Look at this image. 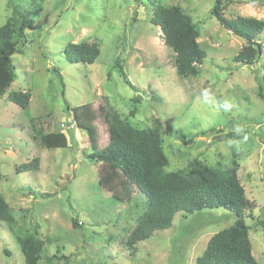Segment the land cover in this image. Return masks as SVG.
<instances>
[{"label": "rangeland", "instance_id": "rangeland-1", "mask_svg": "<svg viewBox=\"0 0 264 264\" xmlns=\"http://www.w3.org/2000/svg\"><path fill=\"white\" fill-rule=\"evenodd\" d=\"M179 6L199 32L205 58L198 76L180 77L174 53L150 24L151 0H44L28 42L12 55L15 78L0 95V194L14 210L20 232H36L43 241L39 264H196L208 239L230 226L234 215L222 208L177 213L172 225L124 246L143 209L136 194L118 203L98 184L99 162L86 155L109 142L107 124L98 115L91 144L85 130L71 121V109L87 103L111 111L139 129L157 126L167 157L165 171L206 166L235 171L245 196L251 252L264 264V50L256 63L233 57L244 40L224 29L210 14L213 0H158ZM225 16L264 21V0H221ZM22 8L31 12L26 2ZM11 15V0H0V26ZM96 42L99 55L91 64L70 63L63 54L69 43ZM264 47V31L260 36ZM119 60L128 84L114 67ZM205 88L213 95H200ZM10 91H29L26 109L7 99ZM131 98L136 113L128 115ZM226 102L232 107L225 109ZM237 127L241 131L237 132ZM61 132L65 148H45L39 134ZM242 141L241 151L235 144ZM38 158L36 170L17 171ZM20 170V169H19ZM47 194L23 195L20 188ZM26 190V189H25ZM76 219L80 225L73 226ZM0 264H25L15 235L0 224Z\"/></svg>", "mask_w": 264, "mask_h": 264}, {"label": "trees", "instance_id": "trees-1", "mask_svg": "<svg viewBox=\"0 0 264 264\" xmlns=\"http://www.w3.org/2000/svg\"><path fill=\"white\" fill-rule=\"evenodd\" d=\"M43 1L11 0V15L0 26V95L5 93L15 78L12 55L17 45L25 46L28 42L26 30L33 27V15H37ZM213 1L210 14L224 29L244 40V46L233 60L245 65L256 63L264 50L260 41L264 21L243 16L229 18L224 14L227 4L221 0ZM25 2L34 10L29 12L23 9ZM151 6L149 22L159 28L163 44L174 53L177 75L198 76L197 66L206 55L198 44L199 32L192 18L179 6H163L158 0H151ZM63 54L70 63L91 64L99 55V46L96 42L87 41L69 43L64 47ZM114 67L128 84L118 59ZM258 87V96L264 100L263 87ZM30 97L29 91H10L7 94V99L20 109L27 108ZM137 101L131 98V108L128 110L131 117L136 113ZM98 115L107 124L109 142L104 149L93 151L86 158L101 164L97 172L99 186L118 203L130 202L133 194L142 200L143 209L136 216L135 225L123 243L131 254L137 242L148 239L155 231L170 228L175 214L222 208L234 215V222L208 239L196 264H258L251 252L250 227L244 221L245 212L251 213L254 204L246 198L235 171L203 165L165 171L168 162L157 126L139 129L115 112L93 110L84 103L71 109L70 122L86 131L91 144L96 137L93 122ZM67 141L66 135L61 132L39 134L40 144L48 149L65 148ZM38 162V158H33L17 171L36 170ZM20 190L23 195L47 196L29 187ZM13 211L0 194V224H6L9 231L14 233L24 263L39 264L43 241L36 232L17 230ZM72 224L80 225L76 219L72 220ZM259 224L264 228V220Z\"/></svg>", "mask_w": 264, "mask_h": 264}, {"label": "clouds", "instance_id": "clouds-1", "mask_svg": "<svg viewBox=\"0 0 264 264\" xmlns=\"http://www.w3.org/2000/svg\"><path fill=\"white\" fill-rule=\"evenodd\" d=\"M201 96H203L205 99H208L209 97H211L213 95V92L211 89L209 88H205L201 91L200 93ZM225 109L231 108L232 107V103L231 102H226L224 105ZM237 132L241 131V128L237 127L236 129ZM230 144H235V151L236 152H240L241 151V144L243 143L242 141H229Z\"/></svg>", "mask_w": 264, "mask_h": 264}, {"label": "water", "instance_id": "water-1", "mask_svg": "<svg viewBox=\"0 0 264 264\" xmlns=\"http://www.w3.org/2000/svg\"><path fill=\"white\" fill-rule=\"evenodd\" d=\"M259 1H261V0H259Z\"/></svg>", "mask_w": 264, "mask_h": 264}]
</instances>
